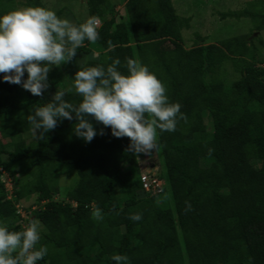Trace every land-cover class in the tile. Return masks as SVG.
I'll return each instance as SVG.
<instances>
[{
	"label": "trees",
	"instance_id": "obj_1",
	"mask_svg": "<svg viewBox=\"0 0 264 264\" xmlns=\"http://www.w3.org/2000/svg\"><path fill=\"white\" fill-rule=\"evenodd\" d=\"M84 1L88 16L102 21L100 39L86 40L71 62L50 72L43 96L0 74V220L22 231V222L31 220L18 206L36 195L43 207L34 215L44 228L36 247L49 249L37 264H116L114 254L127 255L129 264H264V57H258L264 51L250 35L209 44L196 34L188 48L183 30L192 18L180 16L173 0H121L123 15L112 0ZM16 4L46 8L43 0H0V16ZM56 14L63 18V9ZM230 17L260 19L256 30L264 31V10L221 13ZM126 58L155 73L169 102L180 103L187 117L175 132L157 129L155 151L166 174L164 191L155 196L143 191L141 153L126 152L129 138L105 128L86 143L74 135L77 121L65 119L39 139L27 120L58 90L79 104L82 98L68 89L80 68L106 69L119 59L118 70L127 75ZM233 73L240 77L230 81ZM93 124L99 133L103 126ZM66 168H74L79 181L59 201ZM4 174L14 183L11 198ZM185 202L192 210L185 211ZM94 208L102 210V220L93 219ZM132 214L142 219L132 221Z\"/></svg>",
	"mask_w": 264,
	"mask_h": 264
},
{
	"label": "clouds",
	"instance_id": "obj_2",
	"mask_svg": "<svg viewBox=\"0 0 264 264\" xmlns=\"http://www.w3.org/2000/svg\"><path fill=\"white\" fill-rule=\"evenodd\" d=\"M98 16H91L77 25L45 7H22L0 16V74L3 81L20 85L33 96H43L50 88L49 73L53 66L71 62L77 49L87 40L96 43L101 26ZM116 46L108 41V50ZM93 53V58H98ZM121 61L115 59L107 68L83 67L72 79L68 92L82 98L79 104L67 102L66 92L58 90L50 103L35 110L27 120L34 136L43 139L63 120H76L74 135L90 143L105 128L115 138L127 137L126 152L150 154L157 149V129L175 132L180 120L187 122L181 104L170 103L165 84L146 65L126 58L127 75L119 71ZM27 73V79H24ZM102 125L99 133L94 127ZM39 133V135H38ZM212 151L211 149L209 150ZM159 203V201H157ZM185 211L191 205L185 202ZM119 214V213H117ZM93 219H103L102 210L94 208ZM132 221H140L142 214H132ZM8 221L0 220V264H37L48 255L41 240V222L33 219L22 231H10ZM116 264H129L127 255L114 254Z\"/></svg>",
	"mask_w": 264,
	"mask_h": 264
},
{
	"label": "rangeland",
	"instance_id": "obj_3",
	"mask_svg": "<svg viewBox=\"0 0 264 264\" xmlns=\"http://www.w3.org/2000/svg\"><path fill=\"white\" fill-rule=\"evenodd\" d=\"M113 2L119 3L117 11L119 14H124V4L121 0H112ZM264 0H173L174 6L177 13L182 17H191V28L183 30V38L185 45L190 48L195 45L196 34H201L203 37H207V43H219L225 39L250 35V39L257 45L260 51H264L261 46L260 40L264 41V31L256 30L260 19H252L248 17H243L241 19L237 18H227L222 19L221 13H227L230 11H244L248 9L253 12H260L264 10ZM46 8L50 10L57 11L63 9V18L69 19L71 22L76 23L78 20L85 22L88 16V8L84 0H43ZM18 9L22 8L16 4ZM95 53L99 54V49L94 47ZM259 58L264 57L261 52L258 56ZM57 67L53 66L50 72L55 70ZM232 69V68H230ZM240 75L233 73L230 75L229 80L233 81L239 79ZM210 120L207 119L206 123L208 128L212 130L210 125ZM29 136V135H28ZM28 142L34 140L31 135L27 138ZM141 161V168L143 171L147 172L151 170V166L155 165L158 168L160 174L165 177L166 170L161 167L162 161L155 150L150 154L141 153L139 155ZM204 165H209L207 162L203 161ZM127 169L128 166H125ZM3 181H5L6 186L12 187L10 183V178L8 175H3ZM79 176L74 168H66L65 172L62 174L60 179L61 192L56 196L59 201L65 200V194L68 190L72 189L78 184ZM172 200V199H171ZM169 200V204L173 206V202ZM19 213L27 221L35 219L34 211L41 210L43 205L36 203V195L31 198L24 200L19 206ZM27 209V210H26ZM23 225L29 223L22 222ZM40 231H44L41 225ZM158 231V230H157ZM160 233V232H159ZM149 238L152 235H148Z\"/></svg>",
	"mask_w": 264,
	"mask_h": 264
},
{
	"label": "built area",
	"instance_id": "obj_4",
	"mask_svg": "<svg viewBox=\"0 0 264 264\" xmlns=\"http://www.w3.org/2000/svg\"><path fill=\"white\" fill-rule=\"evenodd\" d=\"M141 178L143 184V191L148 193L150 196L161 194L164 191L165 180L155 165H152L151 170L147 172L146 171L144 172L142 169ZM10 183L12 187L9 188L7 184V191L9 192V197L11 198L14 188V183L11 178H10Z\"/></svg>",
	"mask_w": 264,
	"mask_h": 264
}]
</instances>
